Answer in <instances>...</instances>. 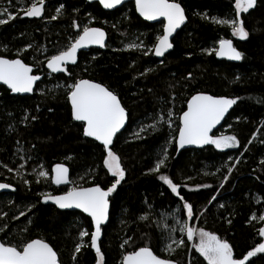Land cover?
<instances>
[{"label":"trees","instance_id":"1","mask_svg":"<svg viewBox=\"0 0 264 264\" xmlns=\"http://www.w3.org/2000/svg\"><path fill=\"white\" fill-rule=\"evenodd\" d=\"M31 2L0 0V11L7 9L15 16L0 24V56L20 58L34 74L43 75L31 96H13L0 86V182L15 188L14 193L0 194V228L4 229L0 241L22 246L41 239L57 252L60 264H96L90 247V220L81 213L61 212L41 203L44 193L66 191L52 187L50 182L51 168L58 163L69 168L71 187L100 185L106 189L113 180L102 167L103 147L84 138L81 124L71 118L68 85L89 79L113 91L128 115L125 129L112 146L126 170V179L109 197V221L99 242L103 264H121L125 254L144 246L177 264H207L191 243L187 247L173 245L171 253L164 250L170 241L162 229L165 225L178 228L176 220L186 218L179 197L166 190L158 174L149 172L165 148L168 159L160 172L180 186L184 200L193 206L191 226L228 241L237 258L263 242L258 229L264 222L251 217L264 214V0L241 14L249 32L246 40L233 38L230 27L212 19L234 18L235 0H175L185 10L187 23L162 60H156L151 52L144 55L161 35L162 24L139 19L132 3L105 12L86 0H45L42 16L29 18L23 12ZM61 4V13L52 20ZM7 13L0 18L7 19ZM74 21L81 29L86 24L103 28L108 35L107 46L104 51L80 53L77 64L68 68L70 75H50L44 64L72 43L77 34ZM221 39L232 40L244 59L229 63L217 60L214 51L209 54ZM132 43L144 47L129 49ZM197 93L238 98L214 133L237 137L238 147L177 152L173 137L178 133L179 117ZM168 111L174 113L172 128L164 124L141 133L142 138L135 135ZM25 116L37 119L24 120ZM20 164L25 167L19 169ZM41 167L49 172L48 179L37 175ZM7 168L19 169V175ZM21 211L26 216L16 219ZM141 216L147 219L141 220ZM82 230L89 232L84 237L86 246L75 253ZM174 236L186 240L178 231ZM125 240L129 242L125 244ZM252 260L264 264V254Z\"/></svg>","mask_w":264,"mask_h":264},{"label":"snow or ice","instance_id":"2","mask_svg":"<svg viewBox=\"0 0 264 264\" xmlns=\"http://www.w3.org/2000/svg\"><path fill=\"white\" fill-rule=\"evenodd\" d=\"M123 3L124 0H99V4L104 9H114ZM44 4L45 0H32L30 6L24 10V16L29 18L41 17L44 11ZM256 5L257 0H235L234 18H212L213 22L230 27L232 36L237 37L239 40H246L249 32L244 26L241 14L248 13ZM63 7L61 4L56 8L57 15L52 16V20L58 18ZM135 7L139 15L145 20L155 21L163 18L162 34L156 37L154 48L144 52V55H149L151 52L156 57H163L165 53L173 48L170 37L186 21L183 7L175 0H135ZM5 13H7V9L0 11V16ZM7 16V19L0 18V24H5L15 18L11 13H7ZM73 28L77 34L72 43L65 50L47 58L46 67L50 73L70 75L67 66L77 63L78 50L88 48L90 45H98L100 48L106 47V34L100 28L84 26L81 29V26L75 21L73 22ZM30 47L31 45L27 46L24 51H27ZM127 47L135 49L143 48L144 46L143 44L132 43ZM212 51L215 52L216 56L226 57L230 61H241L244 59V54L234 47L232 40L229 39H221L219 47L210 50L209 54ZM17 55L19 56V53ZM40 80L41 76L33 74V68L20 58L7 59L0 57V84L5 85L12 94H31L37 81ZM237 99L215 97L203 93L193 95L187 101L186 110L179 117L178 136L173 137L178 146L177 150L193 145L197 147L213 145L221 151L238 147L237 137L233 135L214 136L210 134L221 122L228 110L237 103ZM67 100L71 105V118L73 121L81 123L83 136L91 138L103 146L102 167L106 169V174L110 175L113 180L106 189L100 185L89 187L73 186L62 195L53 196L45 193L43 194V203L51 201L59 209H79L91 218L94 231L90 234V247L95 250L97 264H103L104 256L98 241L101 237V227L109 219V197L117 191L118 186L126 179V170L122 166L119 155L113 151L112 145L114 137L125 126L127 111L113 91L89 79H79L68 85ZM49 110L51 111V109ZM173 115L172 111H168L165 115H158L154 118L152 124L142 126L135 135L138 138H142L141 133L150 129L157 130L164 124L172 128ZM28 119L35 120L37 117H24V120ZM249 143H251V140ZM20 159L23 160L25 158L21 156ZM167 159V149L165 148L161 153V157L158 158L155 166L149 169V172L158 174V178L166 186V190H170L172 194L179 197V200L182 201L181 211L186 213V218L176 220V224L179 225L178 228L165 225L162 229L167 231L166 240L170 241L165 243L164 250L171 253L175 250L173 245L187 247L191 243L192 249L203 257L207 264H255L252 258L257 257L258 254H264V242L254 245L242 258H237L234 257L233 246L228 241L203 228L191 226L190 222L195 219L193 206L184 200L180 193V186L168 175L160 172L161 168L165 166ZM3 166L7 167L6 165ZM24 167V164L19 165V169ZM19 169L7 168L9 172H16L17 175H19ZM231 171L232 168L229 167V174ZM37 175L41 178H49V172L43 170V167L38 170ZM227 179L228 176H225L224 181L226 182ZM50 182L57 186L72 183L69 179L68 167L59 163L54 165L51 169ZM24 183L28 184L29 181L24 180ZM202 187L207 188L210 186L203 185ZM221 187H223V184H221ZM3 189L15 191L11 185L0 183V190ZM211 199L215 200L216 197L212 196ZM20 216H26V213L21 211L19 216L15 218L19 219ZM140 219L145 220L147 217L141 216ZM251 219L264 222V214L258 217L253 215ZM3 230V228H0V231ZM177 231L182 237L186 236V240L183 238L176 239L174 233ZM87 236H89L88 231L79 233L80 240L75 246V253H80L82 248L86 246L84 237ZM258 236L261 240H264V226L258 229ZM128 242V240L124 241L125 244ZM75 258L74 255L73 259ZM0 264H60V262L57 252L48 243L41 239H34L24 242L22 246L0 242ZM121 264H175V262L155 255L151 248L144 246L125 254Z\"/></svg>","mask_w":264,"mask_h":264},{"label":"water","instance_id":"3","mask_svg":"<svg viewBox=\"0 0 264 264\" xmlns=\"http://www.w3.org/2000/svg\"><path fill=\"white\" fill-rule=\"evenodd\" d=\"M258 1V0H257ZM86 2L88 3V4H93V3H97L100 7H101V9L103 10V11H105V12H112V11H115L116 9H119V8H121L122 6H124V5H126V4H128V3H132V5H133V7H134V10H135V13H136V15L139 17V19H141L142 21H144L145 23H148V24H158V23H162V25L164 24V21H163V18H160V19H158V20H155V21H148V20H145L143 17H141L140 15H139V13L136 11V7H135V0H124V3L123 4H121V5H119V6H117L116 8H114V9H104L103 8V6L102 5H100L99 4V0H86ZM184 12H185V10H184ZM185 16H186V14H185ZM186 23H187V17H186V21H185V23L183 24V25H181V27L180 28H178L177 30H176V32L175 33H173V35H172V37H170V41L172 42V40L174 39V37L176 36V34L178 33V32H180L185 26H186ZM96 28H100V27H96ZM101 30H103L104 32H105V45L107 46V43H108V35H107V33H106V31L103 29V28H100ZM162 32H163V26H162ZM162 34V33H161ZM219 47V43H218V46H217V48ZM105 48L106 47H104V48H100L98 45H90L88 48H85V49H80V50H78V52H77V62H78V58H79V55H80V53H82V52H85V51H88V50H90V49H97V50H100V51H104L105 50ZM154 48V47H153ZM173 49V48H172ZM172 49H170L167 53H165V55L163 56V57H156L154 54H153V57L156 59V60H162L168 53H170L171 51H172ZM1 57V56H0ZM215 57H216V59L217 60H219V61H227V62H229V63H238L239 61H230V60H228L226 57H218V56H216L215 55ZM3 58H5V57H3ZM77 64V63H76ZM76 64H69L68 66H67V68H69V67H73V66H75ZM28 65V64H27ZM30 66V65H29ZM44 69L48 72V74H50V75H54V76H56V75H59V74H64V73H50L49 72V70L47 69V67H46V62H45V64H44ZM33 74H34V71H33ZM36 75H39V76H41V80L43 79V75L42 74H36ZM41 80L40 81H37V84L38 83H40L41 82ZM93 82H95V81H93ZM97 83V82H96ZM36 84V85H37ZM36 85L34 86V90H35V88H36ZM102 85V84H101ZM0 86H2V87H4L6 90H8L7 89V87L5 86V85H2V84H0ZM104 86V85H103ZM9 92H10V90H8ZM34 92V91H33ZM10 94L11 95H13V96H31L33 93H31V94H12L11 92H10ZM198 94V93H197ZM203 94H206V93H203ZM196 95V94H195ZM209 95V94H208ZM215 97H221V96H215ZM68 103H69V107H70V113H71V105H70V102L68 101ZM186 106H187V103H186ZM234 106V105H233ZM233 106L228 110V112L225 114V116H224V118L221 120V122L212 130V133H210L211 135H214V133L216 132V131H218L221 127H222V125L224 124V122H225V120H226V118L228 117V115H229V113L231 112V110L233 109ZM185 110H186V107H185ZM127 121H128V115H127V120H126V123H125V126H124V128H122L121 129V131L119 132V133H117V136L121 133V132H123V130L125 129V127H126V125H127ZM74 122H76V121H74ZM76 123H79V124H81L80 122H76ZM116 136V137H117ZM177 136H178V133H177ZM176 136V137H177ZM84 137V136H83ZM116 137H114V140H115V138ZM84 138H86V137H84ZM86 139H89V140H91V141H94V140H92L91 138H86ZM95 143H97L98 145H100L99 144V142H97V141H94ZM114 142V141H113ZM175 144H176V142H175ZM101 147H103L102 145H100ZM113 146V145H112ZM210 146H212V145H205V146H203V147H197V146H186L185 148H183V149H179V150H177V152H179V151H184V150H202V149H205V148H207V147H210ZM178 146H177V144H176V148H177ZM59 164H62V163H59ZM56 165V164H55ZM63 165H65V164H63ZM66 166V165H65ZM53 167V166H52ZM67 167V166H66ZM52 169V168H51ZM69 169V168H68ZM51 177V176H50ZM69 179H70V171H69ZM1 183V182H0ZM51 185H52V187H54V188H56V189H65L66 191L69 189V188H71V186H70V184H67V185H59V186H57V185H55V184H52L51 183ZM13 187V186H12ZM89 187V186H88ZM14 188V187H13ZM15 189V188H14ZM65 191V192H66ZM15 191H13V190H11V189H3V190H0V194H8V193H14ZM65 192H63V193H60V194H56V195H53V196H57V195H62V194H64ZM41 203L43 204V205H50V206H53L55 209H57L58 211H61V212H77V213H81L82 215H84L86 218H88L89 220H90V223H91V218L90 217H88L87 216V214H85V213H83L81 210H79V209H59L56 205H54V204H52L51 203V201H49L48 203H43V197L41 198ZM109 214H110V206H109ZM108 221H109V219L105 222V224L104 225H102V227H101V237H100V240L98 241V244H99V242L101 241V239H102V229L107 225V223H108ZM91 227H92V231H94V226L91 224ZM1 242V241H0ZM263 242H264V240H263ZM93 251L95 252V250L93 249ZM156 255V254H155ZM253 259V258H252ZM175 264H177V263H175Z\"/></svg>","mask_w":264,"mask_h":264},{"label":"rangeland","instance_id":"4","mask_svg":"<svg viewBox=\"0 0 264 264\" xmlns=\"http://www.w3.org/2000/svg\"><path fill=\"white\" fill-rule=\"evenodd\" d=\"M27 17V16H26ZM84 26H90V24H86V25H84ZM84 26H82V27H84ZM233 38H235V39H238L237 37H234L233 36ZM153 48H151V50H152ZM152 56H153V54H152ZM220 136H222V135H220ZM213 146V145H212ZM38 172V171H37ZM41 178V177H40ZM47 193H49V194H51L50 192H47ZM45 194V193H44ZM43 196V195H42ZM82 231H84V230H82ZM96 264H97V262H96Z\"/></svg>","mask_w":264,"mask_h":264},{"label":"flooded vegetation","instance_id":"5","mask_svg":"<svg viewBox=\"0 0 264 264\" xmlns=\"http://www.w3.org/2000/svg\"><path fill=\"white\" fill-rule=\"evenodd\" d=\"M158 24H162V23H158ZM163 26V25H162ZM162 33V32H161Z\"/></svg>","mask_w":264,"mask_h":264}]
</instances>
